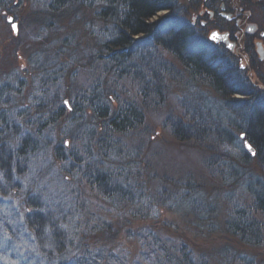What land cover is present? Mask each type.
Segmentation results:
<instances>
[{
  "label": "trees",
  "instance_id": "trees-1",
  "mask_svg": "<svg viewBox=\"0 0 264 264\" xmlns=\"http://www.w3.org/2000/svg\"><path fill=\"white\" fill-rule=\"evenodd\" d=\"M11 1L8 0V3ZM47 1L46 6L53 11L56 23L60 20L58 16L70 10L85 7L95 11L103 24L98 35H95L98 41L95 55L96 61L104 64L105 80L107 77L114 81L133 78L141 87L138 91L143 98H149L152 93L150 89H154V98L162 102L160 86L164 82L163 76H171V71L169 65L158 63L151 56L148 46L168 52L179 62L187 80L205 85L221 96L225 105L233 110H230L231 117L224 118L227 126L218 123L216 117L221 120L220 114L212 112L203 99V106L188 112L191 123H178L173 126L172 132L181 141L200 140L203 137L214 149L218 144L233 145L238 133L244 150L240 152L237 163L248 165L255 159L263 170L260 177L249 176L243 181L251 197L252 209L248 212L239 209L217 224L211 217L212 210L205 206L208 199L198 198L189 192L194 188L190 181L186 182V192L177 200L192 216L196 229L213 230L221 226L245 244L259 243L264 237V100L247 101L230 97L242 95L239 92L243 86L240 78L245 81L238 67L229 64L230 58H235L222 47L212 45L204 36L198 40L193 26L177 16L182 8L176 0ZM162 11L165 12L164 16L157 17ZM49 58L41 60L42 68H49V71L45 72L40 67L41 78L37 81V90L29 95V103L18 104L17 95L21 94L22 98V91L26 88L24 78L17 81L18 90L13 89L12 83L5 82L8 83L3 92L6 98L0 100V198L20 203L18 197L23 194L20 214L14 209L11 216L0 205V264H119L118 256L113 251L106 254L103 251L108 243L103 244L102 250L88 249L87 245L83 246L82 253L76 249L79 236L77 223L74 222H78L79 228L81 218L67 217L64 213L66 205L56 196L37 191L38 184L51 182V179H47L50 171L43 169L45 166L36 177L40 182L25 191L21 183L22 171L28 168L35 171L50 157L61 167L60 179L53 182H59L62 186L79 176L102 196L123 201L139 190L129 179L131 175L135 176L132 170L139 174L137 163H125L132 159V149L126 147L122 140L142 126L141 106L127 99L126 103L120 104L119 100L125 99L120 98L122 94L109 87L102 90L100 81L92 90L65 91L63 75L56 74L62 64L54 68L58 61L56 55ZM165 80L169 79L165 77ZM66 96L72 99L71 111L62 103ZM260 96L264 98V92ZM62 117L66 123L65 129L58 134L59 140L55 142L51 135L54 138L57 134L50 131ZM88 117L90 124H87ZM38 119L42 121L40 125ZM194 120L198 121L194 123ZM36 125H39L38 128ZM72 130L76 133L68 149L61 137L69 136ZM134 152L136 154L138 150L135 148ZM36 163L40 166L34 167ZM206 163L209 167H216L219 161L213 155ZM127 168L129 174L124 172ZM229 175L234 177L231 173ZM226 177H229L228 174ZM17 192L20 193L17 195ZM86 227L91 232L101 234L104 238L102 242L112 240L118 234L107 220ZM111 232L113 234L109 235ZM157 253L164 264L201 263L183 246L172 251L160 247Z\"/></svg>",
  "mask_w": 264,
  "mask_h": 264
},
{
  "label": "rangeland",
  "instance_id": "rangeland-1",
  "mask_svg": "<svg viewBox=\"0 0 264 264\" xmlns=\"http://www.w3.org/2000/svg\"><path fill=\"white\" fill-rule=\"evenodd\" d=\"M251 1L254 3H252L250 20L258 28L257 37L260 31H264V3H257V0ZM47 2V0H12L8 3V0H1L0 100L6 98L3 92L8 83L5 82L12 83L13 89L18 90L17 81L25 79L26 88L22 91L23 96L21 98V94H18L17 98H19V105L29 103L31 99L29 95L37 90V81L41 78L40 67L45 72L49 71V68L46 70L42 68V58L56 55L58 61L54 68L62 64L56 74L63 75L65 91L72 93L83 92L84 89L92 90L100 81L102 90L109 87L116 93L122 94L120 98L125 99L119 100L120 104L126 103V99L136 101L142 109V126L135 132L129 133L122 141L127 144L126 147L132 149V159L126 160L125 163L128 161L137 163L139 174L132 170L131 173L135 176L131 175L129 179L130 183L138 186L139 190L120 201L106 195L102 196L94 187L84 183L79 176L61 186L59 182H53L60 177L61 167L49 157L48 162L41 166L36 163L34 167H40L35 171L29 168L22 171L23 182L21 183L24 191L40 182L36 180V177L43 166H45L43 169L50 171L51 175L49 174L47 179H51V182L45 185L38 184L37 191L41 190L44 193L46 191L52 197L56 196L66 205L64 213L67 217L81 218L79 228L78 222H74V224L77 223L80 246L76 249L80 253L84 245H87L88 249L102 250L103 244L108 243V247L103 251L105 254L110 250L113 251L118 256L119 264H164L157 253L160 247H167L172 251L183 246L201 260L200 264H264V237L259 243L253 245L239 241L221 226L213 230L212 228L196 229L192 224V216L177 200L186 192V182L190 181L194 184V188L189 192L198 198L208 199L205 206L212 210L211 217H214L213 221L217 224L222 222L223 218L233 215V212L237 213L239 209L247 212L252 209L251 197L243 181L249 176L260 177L263 170L255 159H252L248 165L237 163L240 152L244 150L238 133H236L238 139L233 142V145L213 144L217 145L214 149L210 143L203 140V137L200 140L181 141L176 139L172 132L173 126L178 123H191L188 112H193L195 107H201L203 103L212 112L220 114L221 120L214 114L219 124L227 126L224 118L231 117V109L225 105L221 96L205 85L201 86L194 80H187L188 77L184 74L179 62L168 52L160 48L154 50L148 46L147 50L151 56L158 63L165 62L171 71V76H163L164 82L160 86L163 93L162 102L154 98V89H150L152 93L149 98H143L138 91L141 87L133 78L114 81L111 77H107L105 80L104 64L96 61L97 55H95L98 43L95 35H98L97 32L103 26L96 17L95 11L85 7L70 10L58 16L60 22L56 23V18L53 20V11L46 6ZM164 14V11L159 12L157 17H162ZM191 15L183 13L177 16L189 23ZM209 30L205 32V35L202 32L204 38L208 36ZM194 44L198 45L197 42ZM143 45L146 46V44ZM229 61L231 62L229 64L236 65L239 70L242 67L243 62L237 61V58L235 60L230 58ZM248 61L244 63L248 65L246 69L252 71L250 83L253 86H250L249 80L243 81L240 78L243 86L242 92H239L242 95L234 94L230 97L247 101L264 100L260 96L261 85L257 79L263 65L252 60L251 62L250 58ZM243 70L245 69H241ZM242 74L244 72H241ZM165 77L169 80H165ZM64 100L72 104L70 96L63 98L62 103ZM191 116L193 117L192 114ZM63 118L54 124L50 131L57 134L54 138L51 135L55 142L59 140L58 134H62L65 129L66 123ZM197 121L194 120V123ZM37 123L40 125L42 121L38 119ZM90 123L91 120L88 117L87 124ZM39 125H36V128ZM75 133L72 130L69 136L61 137L62 141L69 142L68 149L69 145L72 146ZM217 139L219 141L218 137ZM135 148L141 153L135 154ZM213 155L219 163L216 167H209L206 162ZM124 172L130 173L128 168ZM226 174L229 177H226ZM22 195L18 197L20 203L12 198V202L0 198V205H3L4 212L13 216L12 210L15 209L16 213L20 214ZM106 220L118 234L116 238L114 236L112 240L102 242L104 238L101 234L91 232L86 226L100 224ZM111 234L113 233H109Z\"/></svg>",
  "mask_w": 264,
  "mask_h": 264
},
{
  "label": "flooded vegetation",
  "instance_id": "flooded-vegetation-1",
  "mask_svg": "<svg viewBox=\"0 0 264 264\" xmlns=\"http://www.w3.org/2000/svg\"><path fill=\"white\" fill-rule=\"evenodd\" d=\"M182 8L181 12L184 14H192L189 23L199 28L205 35L207 30L208 36L211 32H217L225 35L226 42L216 41L211 42L214 46L222 47L228 54L232 55L237 61L242 63L241 69H245L243 76L251 80V70L246 69L248 65L244 62L255 61L263 69L259 73L257 79L261 85L260 91L264 92V31L259 32L256 24L250 20V13H252L251 0H176ZM264 3V0H257V3ZM251 29V30H250ZM258 38V39H257ZM231 45V47H230ZM251 61V62H252ZM249 62V61H248ZM248 75H246L245 74ZM247 83V85H249ZM250 86H253L250 83ZM256 85H254L255 87ZM257 89V88H256Z\"/></svg>",
  "mask_w": 264,
  "mask_h": 264
},
{
  "label": "snow or ice",
  "instance_id": "snow-or-ice-1",
  "mask_svg": "<svg viewBox=\"0 0 264 264\" xmlns=\"http://www.w3.org/2000/svg\"><path fill=\"white\" fill-rule=\"evenodd\" d=\"M13 27L15 28V25H13ZM250 30H251V29H250ZM212 38H213V39H216V38H217V34L214 33ZM230 47H231V45H230ZM63 104H64L65 106H67V108H68L69 111L72 110V105L70 104V102H69L68 100H64V101H63ZM64 143H65V145L67 146L69 142L66 140V141H64ZM249 150L251 151L250 146H249Z\"/></svg>",
  "mask_w": 264,
  "mask_h": 264
},
{
  "label": "bare ground",
  "instance_id": "bare-ground-1",
  "mask_svg": "<svg viewBox=\"0 0 264 264\" xmlns=\"http://www.w3.org/2000/svg\"><path fill=\"white\" fill-rule=\"evenodd\" d=\"M183 14V13H182ZM181 13H180V11L178 12V16H180V15H182ZM188 23V22H187ZM190 24V23H189ZM191 25V24H190ZM191 26H193V28L197 31V37H198V40H201L202 39V31H200L199 30V28L198 27H196V26H194V25H191ZM217 34H219V33H217ZM209 36H210V34H209ZM209 36H207L205 39H207L208 40V42H210V41H212L213 42V40H211L210 38H209ZM215 42V41H214ZM211 43V42H210ZM213 45V44H212Z\"/></svg>",
  "mask_w": 264,
  "mask_h": 264
},
{
  "label": "water",
  "instance_id": "water-1",
  "mask_svg": "<svg viewBox=\"0 0 264 264\" xmlns=\"http://www.w3.org/2000/svg\"><path fill=\"white\" fill-rule=\"evenodd\" d=\"M217 34V32H211L210 33V36H209V38L211 39V40H213V41H223L224 43H227L226 41V37H225V35H222V34H217V38L216 39H213L212 37H213V34ZM246 147H248V145H246Z\"/></svg>",
  "mask_w": 264,
  "mask_h": 264
}]
</instances>
